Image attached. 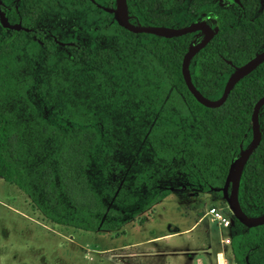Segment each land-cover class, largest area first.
I'll list each match as a JSON object with an SVG mask.
<instances>
[{
	"label": "trees",
	"instance_id": "1",
	"mask_svg": "<svg viewBox=\"0 0 264 264\" xmlns=\"http://www.w3.org/2000/svg\"><path fill=\"white\" fill-rule=\"evenodd\" d=\"M19 2L15 0L17 5ZM53 3L56 4V16L50 8ZM114 4L115 0H35V5L30 8L32 17L40 20L43 26L50 20H53L52 24L65 23L69 17L73 19L80 15L78 22L87 19L90 32L96 31L103 38H114L113 46L95 52L90 61L92 68H121V58L137 43L160 74L159 79L154 80H160L162 88L170 92L169 100L175 105L176 112L172 114L173 110L166 107L164 113L169 118L160 120L157 137L150 138L155 151L153 162L156 163L149 173L150 179H154L153 184L150 189L145 184H138L131 190L122 186L112 201L103 199L86 175L90 158L104 166L112 160L111 151L104 150L98 142L96 125L69 124L62 129L41 127V133L56 134L58 140L49 142L50 157L44 156V152L39 153L44 163L40 167L34 164L36 149L24 138L14 109L7 108L2 101L14 85L18 53L30 41L20 37L21 30L11 29L6 33L0 25V178L27 194L47 219L86 231L119 230L131 216L170 193L169 188L157 187L155 182L168 177L175 169L181 170L194 187L219 189L229 162L250 142L252 106L264 95L263 61L235 83L221 105H202L188 91L180 68L188 45L196 38L201 39L194 37L198 32L174 37L133 33L118 25L113 14L102 7H113ZM126 4L129 19L134 24L183 26L197 19L208 22L212 19L213 25L218 26L217 32L189 62L191 81L211 99L221 95L233 65H241L264 49V0H126ZM10 9L17 14L16 6ZM97 11L102 15L98 16ZM180 15L184 17L181 22ZM90 19L95 22L90 24ZM41 41L44 61H48L56 43L52 38H49L52 46L44 39ZM34 92H41L40 87ZM155 100L160 101L161 97ZM258 118L261 139L243 167L238 186L239 204L250 216L264 212V105L259 109ZM119 192L140 197L147 193L151 199L137 205L139 199H119ZM232 218L228 247L233 261L236 264H264V223L246 227L233 215ZM241 226L246 230L239 231Z\"/></svg>",
	"mask_w": 264,
	"mask_h": 264
},
{
	"label": "rangeland",
	"instance_id": "2",
	"mask_svg": "<svg viewBox=\"0 0 264 264\" xmlns=\"http://www.w3.org/2000/svg\"><path fill=\"white\" fill-rule=\"evenodd\" d=\"M78 18L55 22V34L61 42L78 40L87 46L90 60L78 55L70 59V51L57 43L48 61L41 46L37 52L21 49L14 85L2 101L14 109L24 138L36 149L37 167L44 163L39 153L50 157L49 142L58 140L56 134L41 133V127L96 125L98 142L111 151L112 160L104 166L90 158L86 175L93 189L112 201L122 186L131 190L145 184L150 189L154 179L149 173L156 164L150 138L157 137L160 120L169 118L165 108L172 114L176 109L137 43L121 58V68H92L96 50L113 46L115 39L90 32L89 23L87 31L85 20L79 23ZM38 87L41 92H34ZM155 185L170 193L119 230L86 231L47 219L27 194L0 178V264H236L222 240L231 236L232 226H222L207 212L214 206L232 214L220 189L194 187L176 169ZM137 195L119 192L118 198L139 199L137 205L151 199L147 193Z\"/></svg>",
	"mask_w": 264,
	"mask_h": 264
},
{
	"label": "water",
	"instance_id": "3",
	"mask_svg": "<svg viewBox=\"0 0 264 264\" xmlns=\"http://www.w3.org/2000/svg\"><path fill=\"white\" fill-rule=\"evenodd\" d=\"M102 7L113 14V17L118 23V25L133 33L144 32L152 33L162 37H174L193 31H200L203 34V37L200 40H196V38L188 45L186 51L182 56L180 68L182 78L188 91L199 103L204 106L217 107L221 105L225 101L227 95L229 94L230 90L233 88L235 83L240 78L252 71L258 64L264 61V49H262L241 65H233V71L228 76L221 95L216 99H211L204 96L191 81L189 72V62L191 57L196 52H198L215 35L218 30L217 25L211 27V25L206 20L192 21L187 25L183 26L134 24L129 19L126 0H115V4L113 7ZM0 24L2 26H9L12 28L16 27L14 25H10L1 14ZM262 105H264V95L260 96L252 106V111L250 115V142L245 148L241 149V151L236 157H234L229 162L223 184L219 188L222 193V197L225 200L232 215L235 217V219H237L241 224L246 227H253L264 223V212L258 216H250L242 210L238 200V186L243 167L249 155L254 151L261 139V129L259 125L258 116L259 109Z\"/></svg>",
	"mask_w": 264,
	"mask_h": 264
},
{
	"label": "flooded vegetation",
	"instance_id": "4",
	"mask_svg": "<svg viewBox=\"0 0 264 264\" xmlns=\"http://www.w3.org/2000/svg\"><path fill=\"white\" fill-rule=\"evenodd\" d=\"M34 5H35V0L34 2L32 0H20L18 5L15 3V0H0V14L8 21L10 25L16 26L15 28H12L9 26H3L4 31L6 33H9L11 29L21 30L19 34L20 37H23L30 41L28 46L23 48V50H25L26 53H30L32 51L37 52L38 47L41 46V44L43 43L41 39H44V41L50 42L49 38H52L55 43L64 46L70 51L69 56L71 58H73L75 55L81 56L82 58H85V59L89 58L88 57L89 48L85 46L84 44L80 43L78 40H68V41L61 42L57 39L56 34H55L56 29H57L54 24L55 22L53 23L54 25L51 23L53 20H50L51 22L43 26L41 25L40 20H38L36 17H35L36 19L33 18L32 17L33 13H32V10H30V8L33 7ZM11 6L17 7V14L11 11L10 9ZM50 8L53 11L52 15L56 16V4L53 3V5H50ZM200 20H204V19H200ZM82 22L85 23L86 29L88 31V27H87L88 20L83 19ZM208 23L211 25V27H214V25H212L210 22ZM73 27L75 28V31L78 30L77 26L74 25ZM197 32L198 33L194 37L202 38L203 34L200 31H197ZM32 43L35 45H32ZM51 44L52 43L50 42V46H52Z\"/></svg>",
	"mask_w": 264,
	"mask_h": 264
},
{
	"label": "built area",
	"instance_id": "5",
	"mask_svg": "<svg viewBox=\"0 0 264 264\" xmlns=\"http://www.w3.org/2000/svg\"><path fill=\"white\" fill-rule=\"evenodd\" d=\"M208 214L218 221L222 226L228 227L231 224H233V218L232 214L228 215L227 213L223 212L222 210L218 209L217 207L211 206L207 208ZM224 244H229L230 243V237H225L223 239Z\"/></svg>",
	"mask_w": 264,
	"mask_h": 264
},
{
	"label": "crops",
	"instance_id": "6",
	"mask_svg": "<svg viewBox=\"0 0 264 264\" xmlns=\"http://www.w3.org/2000/svg\"><path fill=\"white\" fill-rule=\"evenodd\" d=\"M222 240H223V239H222ZM217 254H218V257H219V255L222 254V253H217ZM218 264H221V263L218 261Z\"/></svg>",
	"mask_w": 264,
	"mask_h": 264
}]
</instances>
